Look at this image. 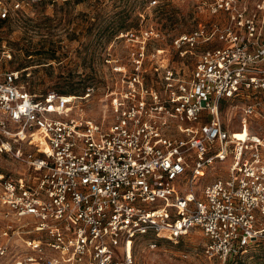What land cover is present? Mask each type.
<instances>
[{
  "label": "built area",
  "instance_id": "1",
  "mask_svg": "<svg viewBox=\"0 0 264 264\" xmlns=\"http://www.w3.org/2000/svg\"><path fill=\"white\" fill-rule=\"evenodd\" d=\"M24 3L0 0V19ZM202 4L212 18L174 39L202 46L190 74L147 66L143 44L127 62L106 59L120 79L106 88L101 117L91 112L93 85L30 91L21 69L0 63V152L27 166L0 172L10 216L0 260L14 223L32 253L12 264H135L140 237L178 241L193 229L206 257L226 260L264 234V136L235 138L219 114L222 100L246 95L243 122L260 106L264 118V0ZM228 157L226 176L199 186Z\"/></svg>",
  "mask_w": 264,
  "mask_h": 264
},
{
  "label": "rangeland",
  "instance_id": "2",
  "mask_svg": "<svg viewBox=\"0 0 264 264\" xmlns=\"http://www.w3.org/2000/svg\"><path fill=\"white\" fill-rule=\"evenodd\" d=\"M149 1L24 0L16 14L0 21V63L21 69V80L30 91L54 88L81 93L93 85L91 112L101 117L106 107L104 92L120 79L110 70V62L106 59L118 55L127 62L130 50L143 44L147 66L151 62L168 65L187 77L202 48L198 46L190 51L185 45L177 46L174 39L211 17L202 4L208 0H157L154 4ZM248 1L251 4L253 0ZM56 17H66L62 22L65 24L55 23ZM71 18L80 21L71 23L68 21ZM72 32L77 34L70 36ZM157 48L161 51L152 56ZM151 79L158 80V73L148 72L149 83ZM246 100V95L222 100L219 105L221 121L235 138L244 131L264 136L261 106L257 113L246 115V122H243ZM229 162L230 157L216 162L201 178L199 186L215 177L226 176ZM26 168L6 152H0V172L18 175ZM5 209L0 204V243L6 242L3 230L10 219ZM18 224L14 223L13 230L8 232V253L0 264H12L32 253L23 242L28 234L20 232ZM204 242L205 237L198 229L191 230L178 241L145 235L134 244L135 264H264V234L241 255L226 260L206 257L202 251Z\"/></svg>",
  "mask_w": 264,
  "mask_h": 264
},
{
  "label": "flooded vegetation",
  "instance_id": "3",
  "mask_svg": "<svg viewBox=\"0 0 264 264\" xmlns=\"http://www.w3.org/2000/svg\"><path fill=\"white\" fill-rule=\"evenodd\" d=\"M66 19H67L66 17H56L54 22L55 23H59V24H65V23H62V22H65ZM68 21H70L71 23H75V22H79L80 19L79 18H71V19H68ZM69 28H71V26ZM75 34H77V33L76 32L69 33L70 36L71 35L75 36Z\"/></svg>",
  "mask_w": 264,
  "mask_h": 264
},
{
  "label": "trees",
  "instance_id": "4",
  "mask_svg": "<svg viewBox=\"0 0 264 264\" xmlns=\"http://www.w3.org/2000/svg\"><path fill=\"white\" fill-rule=\"evenodd\" d=\"M4 20H6V19H0V21H4Z\"/></svg>",
  "mask_w": 264,
  "mask_h": 264
},
{
  "label": "bare ground",
  "instance_id": "5",
  "mask_svg": "<svg viewBox=\"0 0 264 264\" xmlns=\"http://www.w3.org/2000/svg\"><path fill=\"white\" fill-rule=\"evenodd\" d=\"M17 232V231H16Z\"/></svg>",
  "mask_w": 264,
  "mask_h": 264
}]
</instances>
